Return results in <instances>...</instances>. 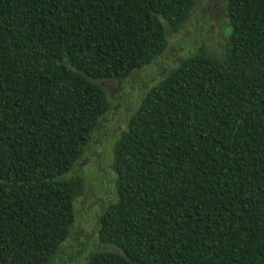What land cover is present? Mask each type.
I'll use <instances>...</instances> for the list:
<instances>
[{
	"label": "trees",
	"instance_id": "1",
	"mask_svg": "<svg viewBox=\"0 0 264 264\" xmlns=\"http://www.w3.org/2000/svg\"><path fill=\"white\" fill-rule=\"evenodd\" d=\"M196 0H0V264H51L86 192L74 171L124 80ZM224 53L186 55L115 146L117 198L87 264H264V0H227Z\"/></svg>",
	"mask_w": 264,
	"mask_h": 264
},
{
	"label": "rangeland",
	"instance_id": "2",
	"mask_svg": "<svg viewBox=\"0 0 264 264\" xmlns=\"http://www.w3.org/2000/svg\"><path fill=\"white\" fill-rule=\"evenodd\" d=\"M226 1L196 0L185 27L180 31L168 29L169 47L161 57L124 80H97L107 89L112 104L94 131L86 156L74 171L84 178L86 192L76 200L75 225L51 264H87L98 250H117L113 245L103 244L98 234L100 214L109 202L117 198V171L114 169L117 140L127 129L128 120L146 91L186 55L200 50L214 56L224 53L230 30Z\"/></svg>",
	"mask_w": 264,
	"mask_h": 264
}]
</instances>
